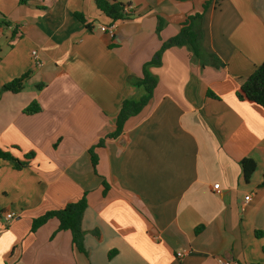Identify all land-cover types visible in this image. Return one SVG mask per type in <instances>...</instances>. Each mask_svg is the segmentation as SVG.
<instances>
[{
	"label": "crops",
	"instance_id": "1",
	"mask_svg": "<svg viewBox=\"0 0 264 264\" xmlns=\"http://www.w3.org/2000/svg\"><path fill=\"white\" fill-rule=\"evenodd\" d=\"M114 1L129 19L110 36L94 0H0V90L29 74L21 92L0 91V148L32 154L20 170L0 159V225L13 215L0 264H264V108L236 98L264 62V0H211L204 58L163 50L147 66L150 100L94 149L93 168L89 149L145 95L143 67L202 2ZM32 101L41 112L25 115ZM244 158L256 165L247 182ZM84 194V252L56 219L31 231Z\"/></svg>",
	"mask_w": 264,
	"mask_h": 264
},
{
	"label": "trees",
	"instance_id": "2",
	"mask_svg": "<svg viewBox=\"0 0 264 264\" xmlns=\"http://www.w3.org/2000/svg\"><path fill=\"white\" fill-rule=\"evenodd\" d=\"M178 2H187L194 0H175ZM96 8L100 13L108 20V25H112L117 21H125L129 19V13L125 12V9L130 8L129 6L122 5L114 0H94ZM211 4V0H202L200 8L197 11L189 14L185 21L181 24V28L178 34L163 43L160 51L157 54V58L152 59V62L146 64L142 69V78L138 81V85L144 88L145 95L138 101L124 100L121 104L118 116L115 121V129L111 134L106 135L103 139L99 140L98 143L89 149V154L92 162L93 168L97 165V156L94 153V149L102 148L104 139H115L118 137L124 128L126 121L133 116L140 113L143 107L151 98L152 91L156 85V81L147 71V66L149 64H158V57L163 50L171 46H184L189 52L197 58L203 59L205 54L201 49V32L200 23L204 13L208 10ZM77 19L81 23H85L81 15H76ZM88 29H91L89 25H85ZM162 26L161 21L158 24L157 31L160 30ZM29 74H24L19 78L13 79L7 84L1 87V92H10L16 94L24 89L25 82ZM42 85L36 86L39 90ZM211 96V95H210ZM213 96V95H212ZM215 98V96H213ZM236 98L239 101H247L253 103L257 106L264 108V62L255 68V70L250 74L246 80L241 84L238 91L236 92ZM41 112L40 105L32 101L24 110L25 115H33ZM32 154L24 155V160L20 161L11 156V154L0 148V159L11 161L13 167L16 170L25 168ZM240 166L242 169L244 180L247 182L254 172L256 165L252 159L244 158L240 161ZM86 194H84L78 201L68 203L63 208L58 210H51L45 212L40 217L32 220L31 231L34 232L36 229L44 225L47 221L51 219H56L58 222L57 231H69L72 236V244L77 248L78 251L84 252L83 240L84 232L81 229V220L83 213L86 209ZM1 213V210H0ZM197 231V230H196ZM113 254L108 255V259L111 258Z\"/></svg>",
	"mask_w": 264,
	"mask_h": 264
},
{
	"label": "built area",
	"instance_id": "3",
	"mask_svg": "<svg viewBox=\"0 0 264 264\" xmlns=\"http://www.w3.org/2000/svg\"><path fill=\"white\" fill-rule=\"evenodd\" d=\"M128 11H129V8L128 9L126 8L125 9V12L128 13ZM99 30L102 31V32H106L110 36H113L114 33H115L116 28H115V26L113 24L112 25H109V26H102L101 25V26H99ZM31 57H32V60L34 61V66L35 67L40 66V62H39V59H38V54H37L36 51H32L31 52ZM218 187H219V185L216 184V185L213 186V189L215 191H218ZM244 199H245V201H248L249 200V196H246ZM12 219H13V215L12 214H5L4 215V222L0 225L1 229L3 227H7V225L9 224V222ZM177 256L178 257H181L182 256V253H177ZM227 264H233V263H227Z\"/></svg>",
	"mask_w": 264,
	"mask_h": 264
},
{
	"label": "rangeland",
	"instance_id": "4",
	"mask_svg": "<svg viewBox=\"0 0 264 264\" xmlns=\"http://www.w3.org/2000/svg\"><path fill=\"white\" fill-rule=\"evenodd\" d=\"M26 155H28V154H26ZM22 160H24V156L21 157L20 161H22ZM29 161H30V160H29Z\"/></svg>",
	"mask_w": 264,
	"mask_h": 264
}]
</instances>
